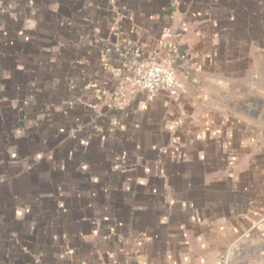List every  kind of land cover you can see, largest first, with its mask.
<instances>
[{
  "label": "crops",
  "instance_id": "obj_1",
  "mask_svg": "<svg viewBox=\"0 0 264 264\" xmlns=\"http://www.w3.org/2000/svg\"><path fill=\"white\" fill-rule=\"evenodd\" d=\"M141 60H171L180 94L120 87ZM212 89L264 97V0H0V264L263 242L264 137Z\"/></svg>",
  "mask_w": 264,
  "mask_h": 264
},
{
  "label": "water",
  "instance_id": "obj_2",
  "mask_svg": "<svg viewBox=\"0 0 264 264\" xmlns=\"http://www.w3.org/2000/svg\"><path fill=\"white\" fill-rule=\"evenodd\" d=\"M211 98L215 105L256 124L264 137V97L254 94L239 95L212 89ZM264 261V241L243 243L237 253L228 254L225 264H254Z\"/></svg>",
  "mask_w": 264,
  "mask_h": 264
},
{
  "label": "built area",
  "instance_id": "obj_3",
  "mask_svg": "<svg viewBox=\"0 0 264 264\" xmlns=\"http://www.w3.org/2000/svg\"><path fill=\"white\" fill-rule=\"evenodd\" d=\"M163 36L164 42L167 43V40L171 38V33L166 32ZM119 86L145 92L149 99H152L157 92H164L175 98L182 90V84L177 79L171 60L161 63L137 61L133 64L130 73L121 78Z\"/></svg>",
  "mask_w": 264,
  "mask_h": 264
}]
</instances>
